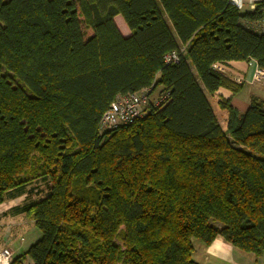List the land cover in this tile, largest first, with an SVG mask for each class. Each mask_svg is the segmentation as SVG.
Listing matches in <instances>:
<instances>
[{
	"label": "trees",
	"instance_id": "trees-1",
	"mask_svg": "<svg viewBox=\"0 0 264 264\" xmlns=\"http://www.w3.org/2000/svg\"><path fill=\"white\" fill-rule=\"evenodd\" d=\"M263 11L242 15L227 0H0V206L35 197L23 210L41 235L14 264H198L194 242L219 236L264 252V100L242 114L221 99L225 129L208 100L245 87L215 66L255 60L264 71V34L250 28ZM172 52L179 62L165 64ZM144 90L167 98L101 132L118 97Z\"/></svg>",
	"mask_w": 264,
	"mask_h": 264
},
{
	"label": "crops",
	"instance_id": "crops-1",
	"mask_svg": "<svg viewBox=\"0 0 264 264\" xmlns=\"http://www.w3.org/2000/svg\"><path fill=\"white\" fill-rule=\"evenodd\" d=\"M118 21H121L122 25H119ZM115 22L119 25L118 28L124 37L130 36L131 33L121 17H116ZM224 74L235 83L242 84L245 87L239 95L234 97L226 90H219L212 96L218 99V101L215 100L218 107L221 99H230L232 106L243 114L249 108L253 98L264 100V85L252 83L253 72L247 62L229 63ZM238 79L241 80V83H238ZM242 93H246L245 99H240ZM212 97H208L209 102ZM33 198L36 199L26 193L12 195L0 206V251L10 249L14 253L15 259L25 254L41 238V235L36 233L37 229L34 222L26 216L23 210L24 205L34 201ZM23 227H27L31 232L29 241L24 236L25 234H21ZM14 234L16 241H8L10 235ZM20 234L22 239L18 242L17 238ZM193 260L198 264H264V252L258 257L247 254L233 247L219 236L207 247L194 242ZM24 264L32 263L28 258Z\"/></svg>",
	"mask_w": 264,
	"mask_h": 264
},
{
	"label": "built area",
	"instance_id": "built-area-1",
	"mask_svg": "<svg viewBox=\"0 0 264 264\" xmlns=\"http://www.w3.org/2000/svg\"><path fill=\"white\" fill-rule=\"evenodd\" d=\"M228 4L239 12L243 10L246 5L264 4V0H227ZM264 13V11H263ZM248 26V25H247ZM250 27V26H248ZM256 33L264 34V14L261 21L250 27ZM180 60V55L177 52H172L163 57L165 64H175ZM250 69H252V83L264 85V71L261 70L255 60L247 62ZM215 70L220 73H225L226 68L217 65ZM241 83V80H237ZM150 90H144L138 94L118 97L103 114L100 121L101 132H111L118 128L133 124L138 119L142 118L146 113L147 107H159L166 100V96H150ZM14 254L9 249L0 251V264H14Z\"/></svg>",
	"mask_w": 264,
	"mask_h": 264
},
{
	"label": "rangeland",
	"instance_id": "rangeland-1",
	"mask_svg": "<svg viewBox=\"0 0 264 264\" xmlns=\"http://www.w3.org/2000/svg\"><path fill=\"white\" fill-rule=\"evenodd\" d=\"M258 5H246L244 8H243V10L240 12L242 15H246V14H254V13H256L257 12V10H258ZM123 21V20H122ZM117 23H119V25H122L121 24V21H118ZM118 24H117V26H119ZM155 95H157V94H155ZM154 95V96H155ZM245 97H246V93H242L241 95H240V99H245ZM217 98H215V97H212V98H210V105H211V107H212V110L214 111V113H215V115H216V117H217V119L219 120V122H220V125H221V127L223 128V129H225L226 128V121H227V117H228V114H227V112L226 111H223V110H221L219 107H218V105L217 104H215V100H216ZM217 101H218V99H217ZM40 184H39V186L40 187H43V188H45V184L44 183H42V182H39ZM96 190L97 189H91V190H89V191H87L86 192V194H85V196H86V198H87V200H90V201H94L95 199H96V197L98 196V194H96ZM37 232V234L38 235H40L39 233V231L38 230H36ZM21 234L23 235V234H25L24 236L28 239V241L30 240V234H31V232L29 231V229H27V227L26 228H22V230H21ZM21 234L19 235V237L17 238V240H18V242L22 239V237H20L21 236ZM15 238H16V236H15V234L14 235H10V237L7 239L8 241H11V242H15L16 240H15ZM10 250V249H9ZM14 254V253H13ZM15 258V257H14Z\"/></svg>",
	"mask_w": 264,
	"mask_h": 264
}]
</instances>
